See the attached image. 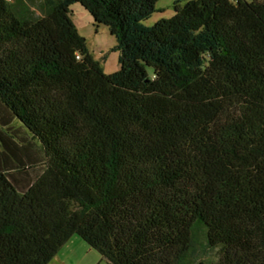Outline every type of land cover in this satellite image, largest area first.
<instances>
[{
    "label": "trees",
    "instance_id": "1",
    "mask_svg": "<svg viewBox=\"0 0 264 264\" xmlns=\"http://www.w3.org/2000/svg\"><path fill=\"white\" fill-rule=\"evenodd\" d=\"M157 2L0 0V264H264V0Z\"/></svg>",
    "mask_w": 264,
    "mask_h": 264
},
{
    "label": "rangeland",
    "instance_id": "2",
    "mask_svg": "<svg viewBox=\"0 0 264 264\" xmlns=\"http://www.w3.org/2000/svg\"><path fill=\"white\" fill-rule=\"evenodd\" d=\"M187 0H158L156 11L146 18L143 23L152 26L161 18H169L174 15V5L177 2L184 4ZM72 18L80 34L86 38L87 46L94 58L100 61L105 74L109 75L120 68V52L116 49L117 41L110 33L108 26L94 23L91 14L79 3L71 6ZM37 13L40 12L37 10ZM61 254H68L72 264H108L102 255L91 248L84 240L77 235L59 251ZM216 250L207 257L216 259Z\"/></svg>",
    "mask_w": 264,
    "mask_h": 264
},
{
    "label": "crops",
    "instance_id": "3",
    "mask_svg": "<svg viewBox=\"0 0 264 264\" xmlns=\"http://www.w3.org/2000/svg\"><path fill=\"white\" fill-rule=\"evenodd\" d=\"M49 264H72L68 254L58 253Z\"/></svg>",
    "mask_w": 264,
    "mask_h": 264
}]
</instances>
